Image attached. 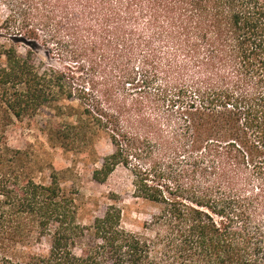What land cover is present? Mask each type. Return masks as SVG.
<instances>
[{"label": "trees", "instance_id": "16d2710c", "mask_svg": "<svg viewBox=\"0 0 264 264\" xmlns=\"http://www.w3.org/2000/svg\"><path fill=\"white\" fill-rule=\"evenodd\" d=\"M43 107L67 150L105 132L94 179L128 168L154 211L85 224L0 136V264H264V0H0V127Z\"/></svg>", "mask_w": 264, "mask_h": 264}, {"label": "rangeland", "instance_id": "374dc122", "mask_svg": "<svg viewBox=\"0 0 264 264\" xmlns=\"http://www.w3.org/2000/svg\"><path fill=\"white\" fill-rule=\"evenodd\" d=\"M37 53L47 65H59V61L45 50ZM74 104L77 105L76 102ZM64 119L53 108L43 107L32 118H13L9 124L1 126L0 136L10 147L28 153L23 175L50 183L52 172L58 173L63 188L74 193L79 219L83 223H91L96 216L103 215L109 204H116L123 208L122 224L131 230H141L154 207L135 196L132 172L119 165L103 182L93 177L94 170L101 167L102 158L113 151L108 135L99 131L91 147L67 150L55 144L49 134L51 126L59 125ZM49 246V239L44 238L41 243H36V250L46 252Z\"/></svg>", "mask_w": 264, "mask_h": 264}]
</instances>
